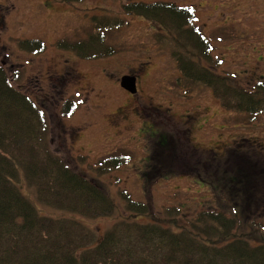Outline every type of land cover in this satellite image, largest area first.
<instances>
[{"label": "rangeland", "instance_id": "rangeland-1", "mask_svg": "<svg viewBox=\"0 0 264 264\" xmlns=\"http://www.w3.org/2000/svg\"><path fill=\"white\" fill-rule=\"evenodd\" d=\"M140 1L191 7L192 25L209 40L212 55L222 58L219 69L200 63L234 76L237 86L258 84L264 74V3ZM128 2L0 0V65L12 86L43 111L44 147L96 182L115 209L102 218L83 217L40 203L25 183L22 192L41 214L74 217L96 239L113 222L128 217L119 197L125 190L132 200L147 204V214L133 216L137 222L157 221L166 207H178L183 219L221 208L237 220L238 235L251 244L262 243L264 115L225 108L202 84L179 85L172 49L180 47L168 36L159 41L158 34L165 32L156 23L124 12L122 5ZM237 21L234 30L231 24ZM90 33L101 36L113 53L85 59L63 45ZM24 40L41 41L44 48L22 49L19 42ZM60 41L64 43L58 46ZM184 48L192 50L189 44ZM126 74L137 78L133 94L119 85ZM65 101L75 106L70 116L61 113ZM112 154L128 159L105 173L94 169Z\"/></svg>", "mask_w": 264, "mask_h": 264}, {"label": "trees", "instance_id": "trees-1", "mask_svg": "<svg viewBox=\"0 0 264 264\" xmlns=\"http://www.w3.org/2000/svg\"><path fill=\"white\" fill-rule=\"evenodd\" d=\"M122 7L127 14L156 23L165 32L158 34L159 41L168 36L173 46L180 47L172 49L181 73L179 85L202 84L225 108L251 115L264 111V83L252 89L237 86L231 75L200 63L217 67L219 60L213 59L209 41L192 25V8L164 1H131ZM187 44L192 50L184 48ZM63 45L85 59L113 53L101 36L91 33L80 42ZM19 46L33 51L44 48L37 40L20 41ZM74 109L65 101L61 113L67 116ZM46 132L43 111L12 86L0 65V264H264V241L251 244L238 235L237 220L221 208L200 210L183 219L178 207H166L162 218L140 223L133 216L147 214V204L122 190L119 197L128 217L113 222L97 239L74 217L41 214L22 192V183L34 189L40 203L72 214L102 218L115 209V202L96 182L44 147ZM127 159L112 154L101 158L94 169L105 173Z\"/></svg>", "mask_w": 264, "mask_h": 264}, {"label": "flooded vegetation", "instance_id": "flooded-vegetation-1", "mask_svg": "<svg viewBox=\"0 0 264 264\" xmlns=\"http://www.w3.org/2000/svg\"><path fill=\"white\" fill-rule=\"evenodd\" d=\"M229 3H237L238 5H247V4H251V3H258V4H262L264 3V0H228V2L226 4H229ZM216 7V8H215ZM218 7V4L216 6H214V9L216 10ZM228 9L230 8L229 6L227 7ZM225 20H227V18H224ZM235 21V20H234ZM233 21V22H234ZM223 23H226V21H224ZM238 24V21L235 22V24H231V26H233V29L235 30V26H237ZM220 26V25H219ZM241 35V33H240ZM234 36V35H233ZM240 49V48H239ZM261 49H264V48H261ZM241 50V49H240ZM241 53L244 54V51L241 50ZM213 66V65H211ZM218 68V67H217ZM137 81V78L135 76V82ZM259 81H264V74L263 75H260L259 77ZM260 115H264V111L262 113H260Z\"/></svg>", "mask_w": 264, "mask_h": 264}, {"label": "water", "instance_id": "water-1", "mask_svg": "<svg viewBox=\"0 0 264 264\" xmlns=\"http://www.w3.org/2000/svg\"><path fill=\"white\" fill-rule=\"evenodd\" d=\"M120 86L125 90L134 93L136 91L135 78L129 75L122 76L120 79Z\"/></svg>", "mask_w": 264, "mask_h": 264}]
</instances>
